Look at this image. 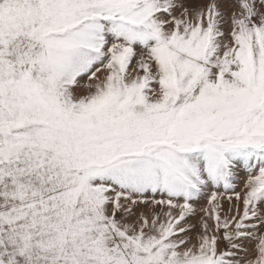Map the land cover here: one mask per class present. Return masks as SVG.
I'll use <instances>...</instances> for the list:
<instances>
[{
  "label": "snow or ice",
  "instance_id": "snow-or-ice-1",
  "mask_svg": "<svg viewBox=\"0 0 264 264\" xmlns=\"http://www.w3.org/2000/svg\"><path fill=\"white\" fill-rule=\"evenodd\" d=\"M0 264H264V0H0Z\"/></svg>",
  "mask_w": 264,
  "mask_h": 264
},
{
  "label": "rangeland",
  "instance_id": "rangeland-1",
  "mask_svg": "<svg viewBox=\"0 0 264 264\" xmlns=\"http://www.w3.org/2000/svg\"><path fill=\"white\" fill-rule=\"evenodd\" d=\"M243 177H241V183H242ZM239 190V189H238Z\"/></svg>",
  "mask_w": 264,
  "mask_h": 264
}]
</instances>
